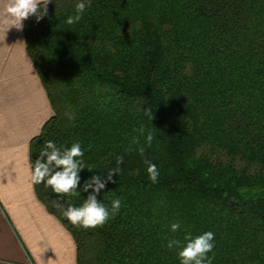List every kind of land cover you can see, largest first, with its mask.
<instances>
[{
  "label": "trees",
  "instance_id": "obj_1",
  "mask_svg": "<svg viewBox=\"0 0 264 264\" xmlns=\"http://www.w3.org/2000/svg\"><path fill=\"white\" fill-rule=\"evenodd\" d=\"M79 2L51 0L23 23L52 109L29 142L31 170L45 141L84 150L80 195L33 184L72 235L76 264H180L184 236L207 231L212 264H264V0H83L69 25ZM119 155L122 171L97 196L109 209L119 198L118 214L74 227L55 205L80 206L92 191L84 182L103 179Z\"/></svg>",
  "mask_w": 264,
  "mask_h": 264
},
{
  "label": "crops",
  "instance_id": "obj_2",
  "mask_svg": "<svg viewBox=\"0 0 264 264\" xmlns=\"http://www.w3.org/2000/svg\"><path fill=\"white\" fill-rule=\"evenodd\" d=\"M6 3L0 0V20ZM6 27L0 23V264H36L38 246L44 264H76L72 235L38 200L31 181L29 142L52 109L23 29Z\"/></svg>",
  "mask_w": 264,
  "mask_h": 264
},
{
  "label": "clouds",
  "instance_id": "obj_3",
  "mask_svg": "<svg viewBox=\"0 0 264 264\" xmlns=\"http://www.w3.org/2000/svg\"><path fill=\"white\" fill-rule=\"evenodd\" d=\"M51 0H7L4 9L3 19L0 23L7 25L5 32L12 27L17 30L23 29V21L29 17H35L37 21L41 20L47 15V5ZM86 5L83 0L76 4V15L69 16L66 23L71 25L77 23L82 18L85 12ZM145 114L149 119H153V112L150 108L144 109ZM140 136L145 135L143 126L138 130ZM154 139V134L148 131L146 134V144L148 147ZM133 144L140 145L139 136L134 137ZM89 150L91 145L88 146ZM133 149H128L131 152ZM136 151L143 159L146 165L149 180L156 183L159 176L157 166L145 157V147L140 145ZM84 150L79 142L73 143L70 147H58L54 141H45L43 149L40 151L39 157L35 160L34 168L31 173V181L33 184L44 183L45 187H50L52 191L57 194V197L63 199L65 196H77L80 192L77 190L80 185L81 177L79 173L84 169L83 158ZM124 156L116 157V166L108 169L106 176L101 179L100 176L94 175L91 179L84 182L82 191H92L87 196V199L80 206H74L69 203L65 209L60 203L55 206L61 209L63 216L74 226L83 229H94L103 227V225L118 214L121 201L119 198L111 203V209L105 206L104 203L97 199V196L106 187L109 182L113 180L114 175H119L122 171L120 165L123 164ZM90 170V169H89ZM181 228L179 222L171 225V231L177 232ZM214 233L211 231L204 232L198 236L193 237L191 233L184 236V243L181 246V241L177 239H170L167 247H180L178 258L180 264H212V257L208 256L214 248ZM41 241V240H40ZM39 242V241H38ZM40 251L34 253L36 264H44L41 259L43 248L39 247ZM31 264V261H29Z\"/></svg>",
  "mask_w": 264,
  "mask_h": 264
}]
</instances>
